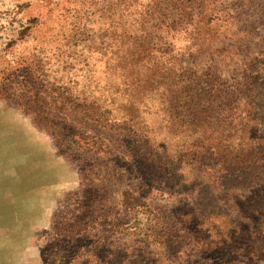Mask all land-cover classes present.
Masks as SVG:
<instances>
[{
    "label": "rangeland",
    "instance_id": "obj_1",
    "mask_svg": "<svg viewBox=\"0 0 264 264\" xmlns=\"http://www.w3.org/2000/svg\"><path fill=\"white\" fill-rule=\"evenodd\" d=\"M109 6V0H0V53L36 17L42 30L23 48L41 45L52 61L67 59L72 76L80 68L74 60L79 36L106 19ZM225 6L248 9L245 21L255 32L264 26V0ZM255 36L242 47L250 48L257 69L250 121L245 132L237 125L230 140L235 149L254 146L261 153L247 170L224 174L207 157L196 163L188 137L181 169L128 153L70 160L57 154L30 116L0 99V264H264V45L262 54L254 49ZM163 140L166 158L179 155L169 138ZM126 189L146 204L127 216L120 200ZM73 223L87 229L74 245L55 235Z\"/></svg>",
    "mask_w": 264,
    "mask_h": 264
},
{
    "label": "trees",
    "instance_id": "obj_2",
    "mask_svg": "<svg viewBox=\"0 0 264 264\" xmlns=\"http://www.w3.org/2000/svg\"><path fill=\"white\" fill-rule=\"evenodd\" d=\"M224 2L229 0H109L106 19L79 36L74 60L80 68L72 76L67 59L52 61L41 45L23 48L42 30L34 17L0 53V99L30 116L57 154L70 160L128 153L181 169L188 137L196 163L207 157L224 174L247 170L261 153L254 146L235 149L230 140L237 125L241 132L248 128L257 78L250 48L242 47L256 35L253 47L262 51L264 26L255 32L246 22L248 9L222 8ZM50 42L42 43L51 48ZM18 47L23 50L11 55ZM162 133L179 155L165 157ZM120 196L126 216L146 205L131 189ZM55 235L74 245L87 229L73 223Z\"/></svg>",
    "mask_w": 264,
    "mask_h": 264
}]
</instances>
